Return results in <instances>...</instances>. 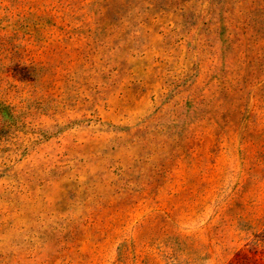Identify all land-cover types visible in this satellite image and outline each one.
I'll use <instances>...</instances> for the list:
<instances>
[{
  "label": "rangeland",
  "instance_id": "rangeland-1",
  "mask_svg": "<svg viewBox=\"0 0 264 264\" xmlns=\"http://www.w3.org/2000/svg\"><path fill=\"white\" fill-rule=\"evenodd\" d=\"M0 264H264V0H0Z\"/></svg>",
  "mask_w": 264,
  "mask_h": 264
}]
</instances>
